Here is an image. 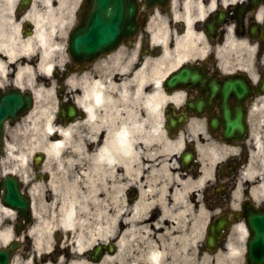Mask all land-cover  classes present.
I'll return each mask as SVG.
<instances>
[{"label":"flooded vegetation","instance_id":"flooded-vegetation-1","mask_svg":"<svg viewBox=\"0 0 264 264\" xmlns=\"http://www.w3.org/2000/svg\"><path fill=\"white\" fill-rule=\"evenodd\" d=\"M137 1L141 28L134 40L107 55L79 59L66 52L77 20L70 1L65 17H58L47 12L56 0H0V100L29 93L34 105L38 91L51 88L49 102L41 101L50 106L43 108L53 112L54 125L70 129L71 142L83 146L84 167L89 156L95 161L105 126L118 125L125 116L141 120L132 142L137 155L128 160L131 174L118 156L98 193V218L122 221V203L131 205L145 182L148 207L140 221L149 228V252L158 254L154 259L149 253V264H264V0H203L202 16L192 4L188 10L186 0L153 7ZM81 3L88 14L90 3ZM44 46L61 52L46 54ZM110 55L115 56L106 61ZM145 59L146 90L123 97L119 79ZM101 75L116 87L103 105L89 98L95 109L89 120L80 97ZM153 77L160 78L158 85ZM37 158L36 178L46 180L44 157ZM133 173L138 179L128 181ZM125 179L128 185L120 192ZM4 221L18 243L0 256V264L71 260L64 230L46 234L37 224L36 243L30 225L20 230L22 220L14 211ZM109 245L99 253L91 245L89 262L133 261L135 253H109Z\"/></svg>","mask_w":264,"mask_h":264},{"label":"bare ground","instance_id":"bare-ground-1","mask_svg":"<svg viewBox=\"0 0 264 264\" xmlns=\"http://www.w3.org/2000/svg\"><path fill=\"white\" fill-rule=\"evenodd\" d=\"M75 5L76 0H56V6L50 7L47 11L49 14L66 15L68 2ZM213 2V0H211ZM192 4V5H191ZM193 6L197 10L198 16H202L206 10L203 0H186L185 6L189 10ZM37 31L42 36L44 31L41 26L37 27ZM179 45V43H178ZM44 52H53L55 47L44 46ZM148 59H145L131 75H122L119 79V87L122 90L121 95L128 97L136 94L141 96L147 88V68ZM160 78H153V83L158 84ZM82 85V84H81ZM88 88L84 86V91L80 97L87 109L89 120L93 119L95 109L90 105L89 98L95 100L97 107L106 103L108 96L113 95L116 84L111 80L102 78L88 82ZM44 92L42 89L38 92L40 97ZM108 107V105H107ZM108 111V110H107ZM119 108H113L111 112L117 113ZM53 112L42 108L40 103L36 105L24 115L16 124L22 125L29 122L26 128L21 132L26 135V139L13 140L6 142V153L16 162L23 165L27 164L29 153L33 150L40 149L45 153L46 160L44 166L50 167L52 170L49 179L46 182L34 181L22 175L26 184H29L28 192L33 196V208H54L57 212L49 218L39 217L40 222L55 223L69 234L73 248L71 260L68 264H93L89 262L86 249L97 240H105L106 237L118 235L117 251L118 255L125 253H135L131 256L130 264H141L139 253H143L149 264V253L154 259H158L155 251L149 252V237L147 236V225H137L139 215L147 208V201L143 197L145 190H142V196L128 208L127 216L122 212V221L112 220L110 223L103 222L102 225L97 222L96 225L89 224L87 212L92 208L91 203L95 202V210L98 216V191L102 184L107 180V170L114 167L117 157L127 160L133 156V140L141 126L139 118L124 117L118 125L112 127L105 126L102 144L97 148L95 153V161L91 156L88 157L89 164L85 167L82 165L85 154L81 144H75L70 139V129L68 127L53 124ZM107 114V112H106ZM118 114V113H117ZM120 114V113H119ZM128 114V113H127ZM92 117V118H91ZM33 144L32 148L27 147ZM137 154L135 153V156ZM7 171L16 172V167L11 166ZM112 176L114 174H111ZM264 188V181L262 182ZM264 191V190H263ZM0 207H2L0 205ZM3 210L8 209L2 207ZM144 214V212H143ZM142 214V215H143ZM124 227V228H123ZM144 234V237H139ZM7 231H0V241L4 242L8 239ZM143 241V246L139 248V242ZM140 244V243H139ZM110 258L105 257L103 260Z\"/></svg>","mask_w":264,"mask_h":264},{"label":"water","instance_id":"water-1","mask_svg":"<svg viewBox=\"0 0 264 264\" xmlns=\"http://www.w3.org/2000/svg\"><path fill=\"white\" fill-rule=\"evenodd\" d=\"M93 9L82 24L74 29L71 51L82 57L112 48L119 40L135 31V23L127 16L135 10L130 0H91ZM16 106H0V151L2 148L3 123L6 119L14 120L30 103L29 95ZM17 108V109H16ZM0 186L7 190L2 194V201L18 210L21 216L28 218L29 200L20 193L18 181L12 176L2 178ZM5 249L0 248V253Z\"/></svg>","mask_w":264,"mask_h":264},{"label":"rangeland","instance_id":"rangeland-1","mask_svg":"<svg viewBox=\"0 0 264 264\" xmlns=\"http://www.w3.org/2000/svg\"><path fill=\"white\" fill-rule=\"evenodd\" d=\"M113 59V57H110L108 59ZM29 124V122H25L23 123L22 125H19V126H16V125H12V127H7L6 128V133H5V139L6 141L8 142H11L13 140H23V139H26V135L23 134L21 131L26 128ZM32 145L33 144H28L27 147L29 148H32ZM15 165L20 171H22L26 176L27 178H34L33 177V174H32V171H31V168L29 166H24L19 164V162H16L13 158L9 157L6 152L3 154L1 160H0V175H2L3 171L5 169H8L11 165ZM129 180V179H128ZM123 182H126V179L123 181ZM124 185V183H123ZM124 210V209H123ZM3 217H4V212L2 211V209L0 208V231H3V229L6 228L7 225L3 224ZM7 230V229H6ZM141 235V238L144 237L143 234H140ZM147 236L149 237V231L147 232ZM140 246H142V243H140Z\"/></svg>","mask_w":264,"mask_h":264}]
</instances>
